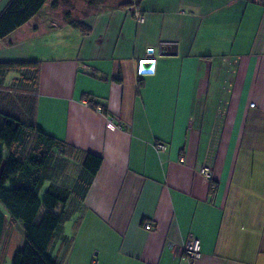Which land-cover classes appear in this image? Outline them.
Returning <instances> with one entry per match:
<instances>
[{
    "label": "crops",
    "instance_id": "0c3cea01",
    "mask_svg": "<svg viewBox=\"0 0 264 264\" xmlns=\"http://www.w3.org/2000/svg\"><path fill=\"white\" fill-rule=\"evenodd\" d=\"M126 2L75 18L86 33L46 15L1 39L0 61L37 65L0 74V109L102 158L78 211L92 261L264 264V4Z\"/></svg>",
    "mask_w": 264,
    "mask_h": 264
},
{
    "label": "trees",
    "instance_id": "16d2710c",
    "mask_svg": "<svg viewBox=\"0 0 264 264\" xmlns=\"http://www.w3.org/2000/svg\"><path fill=\"white\" fill-rule=\"evenodd\" d=\"M46 1L10 0L0 13V40L30 21ZM130 3L124 2L119 6ZM70 23L84 33L88 31L87 26L79 20L71 19ZM36 65V62L29 61H0V74L7 69ZM90 106L96 108L94 103H90ZM32 141H36L37 146H30L25 151ZM53 157L79 167L71 188L52 182L46 176L48 162ZM101 162L100 156L81 151L44 132L32 120L12 116L0 109V203L5 209L2 211L0 208V234L4 221L9 218L10 222L12 219L21 221L25 235V243L15 252L12 264H59L47 255L55 230L72 218L73 210H80V204ZM46 182L47 189L40 195ZM7 183H10V187H6ZM70 202L74 205L68 208ZM5 211L7 217L4 216ZM73 241L71 238L69 246ZM62 245L59 253L62 254L61 261H64L69 247L63 254ZM3 251L1 247L0 264H3Z\"/></svg>",
    "mask_w": 264,
    "mask_h": 264
},
{
    "label": "rangeland",
    "instance_id": "374dc122",
    "mask_svg": "<svg viewBox=\"0 0 264 264\" xmlns=\"http://www.w3.org/2000/svg\"><path fill=\"white\" fill-rule=\"evenodd\" d=\"M126 1L127 0H47L46 7L39 11L30 22H32V24H36L37 22L44 23L46 21L47 15L50 23H63L67 20V17L70 19H77V17L85 13H91L93 11H97L98 9L116 7L118 4ZM30 146H37V142H29L25 148V151L29 150ZM48 166L49 168L45 172L48 179H50L52 182H56L59 185L68 188L72 187L78 173V166L76 167L75 164L71 163L70 161H60L55 157L49 160ZM47 186L48 182L43 185L40 195H42V193L47 189ZM6 187H10V183H7ZM73 200L76 201V198L74 199L73 197ZM73 205L74 203L70 202L67 206L69 208L73 207ZM0 208L2 211L5 210L1 203ZM73 211L74 213L72 218L69 221L59 225L55 230L53 244L47 251V255L59 264H67L68 262L69 264H102V262H110L108 260L105 261L103 258L98 259L97 256L92 261V257H95L94 254L96 250H93V252L89 253V243L95 238L94 240L98 244L99 236L97 234V236H88L85 234L86 232L83 229L82 233H78L79 223L83 224L84 222L82 223V221H80L82 214L77 212L76 209ZM9 222V218L4 221V225L0 234V252L1 247L4 248L3 264H12L15 252L21 249L25 243V235L21 221L12 219L10 224ZM8 225L11 226L8 227ZM71 238H73L74 242L69 246ZM63 241L65 242L63 243ZM61 245L63 247V254L69 247L64 261H61L62 254L59 253V248Z\"/></svg>",
    "mask_w": 264,
    "mask_h": 264
},
{
    "label": "built area",
    "instance_id": "2783aa9c",
    "mask_svg": "<svg viewBox=\"0 0 264 264\" xmlns=\"http://www.w3.org/2000/svg\"><path fill=\"white\" fill-rule=\"evenodd\" d=\"M253 2H257V3H261L264 4V0H251ZM132 14L135 16L136 20L138 21H142L143 20V15H141L140 13H138L136 10H132ZM152 52V50L149 49L148 54H150ZM150 64L149 68L147 69L148 71H153L154 70V63H155V58H142L139 60L138 65H139V69L137 70L138 74H142V72L144 71V69L146 70V68H144V64ZM98 110H101L100 107L98 108ZM156 148L159 150H164L165 149V143L163 142H158L156 144ZM200 172L207 178L210 180L211 178V173H210V169L207 166H204L203 168H201ZM215 187L214 185H212V188ZM147 229L151 228L150 224H147L145 226ZM183 251L186 254V256H188L189 258L195 260L200 258L201 256V243L200 240L197 237L191 236L187 239V241L184 244L183 247Z\"/></svg>",
    "mask_w": 264,
    "mask_h": 264
},
{
    "label": "water",
    "instance_id": "95a60500",
    "mask_svg": "<svg viewBox=\"0 0 264 264\" xmlns=\"http://www.w3.org/2000/svg\"><path fill=\"white\" fill-rule=\"evenodd\" d=\"M144 65H145V66H149L150 64L147 63V64H144Z\"/></svg>",
    "mask_w": 264,
    "mask_h": 264
},
{
    "label": "bare ground",
    "instance_id": "6f19581e",
    "mask_svg": "<svg viewBox=\"0 0 264 264\" xmlns=\"http://www.w3.org/2000/svg\"><path fill=\"white\" fill-rule=\"evenodd\" d=\"M151 64V63H150Z\"/></svg>",
    "mask_w": 264,
    "mask_h": 264
}]
</instances>
